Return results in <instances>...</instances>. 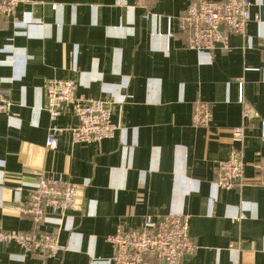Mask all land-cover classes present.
Masks as SVG:
<instances>
[{
    "label": "crops",
    "instance_id": "obj_1",
    "mask_svg": "<svg viewBox=\"0 0 264 264\" xmlns=\"http://www.w3.org/2000/svg\"><path fill=\"white\" fill-rule=\"evenodd\" d=\"M250 1L246 32L230 34L226 50L218 43L208 57L188 47L179 28L192 0L147 7L137 0H27L17 7L19 22L0 19V91L13 100L10 114L0 113V229L60 230L63 247L42 258L17 242L1 243L0 264H113L107 237L119 226L140 228L172 212L191 215L198 244L183 264H264V184L256 167L264 158V0ZM54 79H75L79 101L106 102L115 136L74 142L78 119L68 103L56 121L59 146L47 148ZM240 79L258 112L246 121L244 143L233 135L243 124ZM200 100L213 117L197 126ZM238 152L245 184L219 188L217 166ZM38 172L81 186L60 228L55 218L38 226L21 212Z\"/></svg>",
    "mask_w": 264,
    "mask_h": 264
},
{
    "label": "built area",
    "instance_id": "obj_2",
    "mask_svg": "<svg viewBox=\"0 0 264 264\" xmlns=\"http://www.w3.org/2000/svg\"><path fill=\"white\" fill-rule=\"evenodd\" d=\"M27 0H0V19H13L19 22L17 7ZM156 0H137L139 6L147 7ZM250 0H192L187 12L179 18V28L186 34V44L203 57L211 56L218 43H223L226 50L230 34H244L252 19ZM56 8V5H54ZM151 13H146L148 17ZM255 20L262 22L260 15ZM208 55V56H207ZM241 92L239 102L243 107V124L233 129L238 141H246V121L258 117V112L245 99L244 81L240 79ZM78 82L75 79H54L47 85L46 110L52 125L46 147L56 149L59 146V134L62 129L56 121L63 107L74 103V113L78 123L71 129L73 141L101 142L115 136L118 129L112 120V110L100 99L79 101L76 99ZM13 100L0 91V113L10 114ZM213 117L212 106L207 101L195 104L192 122L194 125H207ZM262 138L264 139V121H261ZM260 182L264 184V158L257 164ZM216 186L230 189L236 185L243 186L247 178L242 155L238 152L222 161L217 166ZM36 187L29 192L28 202L21 212L30 216L38 225H45L52 218L57 219L59 228L67 216L77 208V194L81 187L61 178L37 173ZM191 215L185 212H172L157 218L148 217L140 228L125 230L119 226L107 240L114 247L113 264H152L151 258L157 257L165 264H183L187 255H193L198 244L189 233ZM19 243L26 251L37 250L42 258L56 256L62 249L60 230L55 232L20 231L11 232L0 229L1 243Z\"/></svg>",
    "mask_w": 264,
    "mask_h": 264
}]
</instances>
